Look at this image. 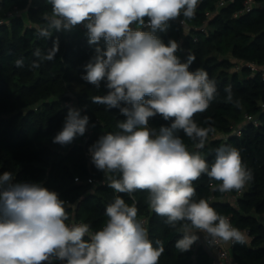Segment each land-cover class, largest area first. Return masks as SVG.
Instances as JSON below:
<instances>
[{"label":"clouds","instance_id":"obj_1","mask_svg":"<svg viewBox=\"0 0 264 264\" xmlns=\"http://www.w3.org/2000/svg\"><path fill=\"white\" fill-rule=\"evenodd\" d=\"M48 3L51 15L44 17L47 27L38 29V35L49 39L54 32L83 24L88 43L97 47L81 78L97 88L103 81L108 89L106 95L93 97L92 102L118 108L126 117L118 122L121 131L102 135L89 148L98 170L121 173V178L111 180L108 186L118 193L147 190L150 208L166 217L169 225L187 222L181 225L182 238L175 244L180 252L190 250L199 239L196 233L204 234L213 246L220 242L244 244L245 234L234 228L229 218L217 213L207 200H193V182L202 174L220 182L214 191L240 192L245 188L252 173L244 166L239 150L228 145L217 148L209 167L199 152H189L176 135L182 130L197 149L205 146L214 129L198 127L193 117L215 98V82L203 69L189 70L194 62L191 55L181 62L175 55L177 41L170 39L165 44L155 34L165 31L168 22L181 15L193 18L199 0ZM144 27L150 30H142ZM101 40L103 48L99 46ZM58 51V40L44 54L36 49L33 55L38 59L31 67H40V59L54 60ZM15 64L23 67V58ZM225 92L231 102L230 87ZM156 115L171 121L170 125L158 130L149 127V119ZM88 124L87 115L69 108L53 143L71 144L84 136ZM12 180L11 172L0 174V264H52L54 259L66 264H158L165 250L163 243L158 240L153 246L147 230L136 219L137 208L123 198L117 196L106 207L105 226L85 240L90 226L66 224L65 201L57 192L39 183L13 184Z\"/></svg>","mask_w":264,"mask_h":264},{"label":"trees","instance_id":"obj_2","mask_svg":"<svg viewBox=\"0 0 264 264\" xmlns=\"http://www.w3.org/2000/svg\"><path fill=\"white\" fill-rule=\"evenodd\" d=\"M219 1L199 0L193 18L180 16L190 31L175 19L156 35L165 44L170 39L177 41L179 50L175 55L181 62L189 55L194 57L189 70L206 71L217 89L209 107L193 117L198 127L214 129L205 146L197 149L182 130L176 135L183 139L189 152H199L209 167L215 161L217 148L234 147L252 173V180L242 191L226 193L214 191L220 182L202 174L193 182V200H207L245 234L244 244L230 246L234 264H264V80L259 73L252 75L248 66L252 62L264 64V9L255 8L233 17L243 0L226 6H219ZM10 12L13 15L9 16ZM50 15L48 0H0V174L11 172L13 184L39 183L57 192L65 201L69 216L66 224L77 219L95 231L105 226L106 207L119 196L137 208L136 219L147 218L143 227L153 246L158 240L163 243L165 250L158 264H215L212 253L196 242L186 252L176 249V241L183 234L181 225L187 222H178L176 227L169 225L166 217L150 208L147 190L116 192L108 184L120 179L121 173H104L89 159L90 146L106 133L121 131L118 122L126 117L118 108L108 109L92 102L93 97L108 93L103 81L97 88L81 78L86 74L84 65L97 47L88 43L86 29L77 25L70 31L54 32L49 39L38 35V29L47 27L44 17ZM54 40H58L59 47L54 60L40 59V67L32 68L38 59L33 55L35 50L46 53ZM99 46L104 47L103 40ZM21 58L23 67H17L15 61ZM228 87L231 102L226 99ZM69 108L79 109L81 116L89 117L90 138L86 139V130L84 136L61 146L53 143V138L62 130ZM170 123L160 115L149 119V127L157 130ZM89 178L105 181L89 182ZM89 237L88 234L84 239Z\"/></svg>","mask_w":264,"mask_h":264},{"label":"built area","instance_id":"obj_3","mask_svg":"<svg viewBox=\"0 0 264 264\" xmlns=\"http://www.w3.org/2000/svg\"><path fill=\"white\" fill-rule=\"evenodd\" d=\"M234 1L235 0H220L219 6H226L229 3H232ZM255 8H263L264 9V0H243L242 7L233 13V17H238L242 14L248 13ZM11 15H13V12L9 13V16H11ZM147 19L148 18H145L146 23H147ZM176 20L180 23V25L184 26L187 31H190V26L185 21V19H182L179 17ZM2 22H3V20L1 19L0 23H2ZM136 26H137L136 24H133L132 28L135 29ZM78 27H80L82 29H86L83 24L78 25ZM144 28H147V27H144ZM148 30H150V29H148ZM195 40H196V38H195ZM248 66H249V69H250V72L252 73V75L259 73L260 76L262 77V79L264 80V64L261 65V64H257V63L252 62V63H248ZM236 69H239V66H237ZM261 106L264 110V103H261ZM248 118L250 119L251 117H248ZM254 122H255V124H258V121L254 120ZM87 133L88 134L86 136V139L88 140L90 138V133H91L90 127H87ZM87 155H88L89 159H91L89 149L87 150ZM75 180L78 181L79 180L78 177H76ZM95 181L103 183L105 181V179L102 178L101 180H97V179L89 178V182H95ZM137 221L140 222L143 226H146V224H147V218L145 216L137 218ZM67 224L71 226L73 224H84V222L81 220L73 219V220L69 221ZM231 225L234 227V225L232 223H231ZM193 231H196V230H193ZM95 232H96L95 230H93L92 228L89 227V235H91L92 233H95ZM196 234L199 237V239L196 241V244L197 245H203L212 253V255L214 256V263L215 264H234L232 259H231V253H230V246L233 245V243L229 242L226 245H224L223 242H220V243L216 244L215 246H213L205 239L204 234H202V233H196ZM52 262H54L55 264H66L65 261H60L58 259H54ZM44 263H46V262H44Z\"/></svg>","mask_w":264,"mask_h":264},{"label":"rangeland","instance_id":"obj_4","mask_svg":"<svg viewBox=\"0 0 264 264\" xmlns=\"http://www.w3.org/2000/svg\"><path fill=\"white\" fill-rule=\"evenodd\" d=\"M76 27V26H75ZM87 32V31H86Z\"/></svg>","mask_w":264,"mask_h":264}]
</instances>
